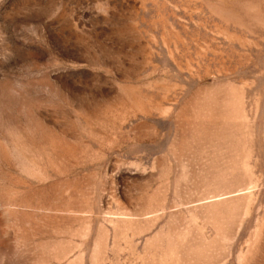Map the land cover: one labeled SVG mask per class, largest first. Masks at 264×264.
Listing matches in <instances>:
<instances>
[{"label": "rangeland", "instance_id": "rangeland-1", "mask_svg": "<svg viewBox=\"0 0 264 264\" xmlns=\"http://www.w3.org/2000/svg\"><path fill=\"white\" fill-rule=\"evenodd\" d=\"M0 264H264V0H0Z\"/></svg>", "mask_w": 264, "mask_h": 264}]
</instances>
